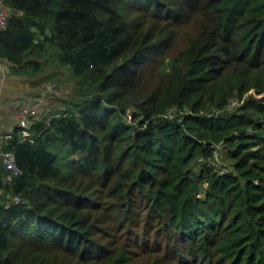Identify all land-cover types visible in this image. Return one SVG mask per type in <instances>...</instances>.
Masks as SVG:
<instances>
[{
    "label": "trees",
    "instance_id": "trees-1",
    "mask_svg": "<svg viewBox=\"0 0 264 264\" xmlns=\"http://www.w3.org/2000/svg\"><path fill=\"white\" fill-rule=\"evenodd\" d=\"M1 1L80 91L0 146V264H264V0Z\"/></svg>",
    "mask_w": 264,
    "mask_h": 264
},
{
    "label": "crops",
    "instance_id": "crops-1",
    "mask_svg": "<svg viewBox=\"0 0 264 264\" xmlns=\"http://www.w3.org/2000/svg\"><path fill=\"white\" fill-rule=\"evenodd\" d=\"M4 65L5 74H0V135L17 128L21 104L40 99V93L47 91L44 85L34 87L37 78L15 74L8 63L4 62Z\"/></svg>",
    "mask_w": 264,
    "mask_h": 264
},
{
    "label": "rangeland",
    "instance_id": "rangeland-1",
    "mask_svg": "<svg viewBox=\"0 0 264 264\" xmlns=\"http://www.w3.org/2000/svg\"><path fill=\"white\" fill-rule=\"evenodd\" d=\"M55 63L51 59L44 67L41 73H39L37 80L34 84L35 86H45L47 88L46 92L40 93V99H43L45 96V100L42 101L45 106L42 108L40 106L39 109V120L42 118H49L52 114L57 113L62 104L63 98H68L69 100L74 99L80 90H78V86L75 85L74 80L71 77L65 76V74H59L55 70ZM46 101V102H45ZM47 104V105H46ZM64 109V108H63ZM218 166H223L225 163L223 160V155L219 152ZM225 159L227 158L226 153H224ZM230 162V161H229ZM227 172L226 169L223 170L222 173Z\"/></svg>",
    "mask_w": 264,
    "mask_h": 264
},
{
    "label": "built area",
    "instance_id": "built-area-1",
    "mask_svg": "<svg viewBox=\"0 0 264 264\" xmlns=\"http://www.w3.org/2000/svg\"><path fill=\"white\" fill-rule=\"evenodd\" d=\"M9 15L10 12L8 11L5 3L0 0V32L5 28L8 22ZM0 74L3 75L5 74V65L1 57H0ZM43 99L45 100V96L43 97ZM44 100L37 99L34 101L24 102L19 107L18 110L19 120H18L17 128L22 130V137L25 140L31 138L32 136V133L30 131L32 122L34 120L39 119V114H40L39 109L40 106L42 108L45 106L44 104H42L43 103L42 101ZM175 115H176V110H173L170 113H168L165 117L172 119L174 118ZM12 138H13L12 133L3 134V135L1 134L0 146H2L5 142L12 140ZM3 157L5 160V166L7 172L6 183L11 184L13 182L14 177H18L21 174V172L16 166V160L13 153H6L3 155ZM14 202L16 204H20L21 199L17 197L14 199Z\"/></svg>",
    "mask_w": 264,
    "mask_h": 264
},
{
    "label": "water",
    "instance_id": "water-1",
    "mask_svg": "<svg viewBox=\"0 0 264 264\" xmlns=\"http://www.w3.org/2000/svg\"><path fill=\"white\" fill-rule=\"evenodd\" d=\"M13 14H17V12H13ZM49 34L51 35V33L49 32ZM12 133V132H11Z\"/></svg>",
    "mask_w": 264,
    "mask_h": 264
}]
</instances>
